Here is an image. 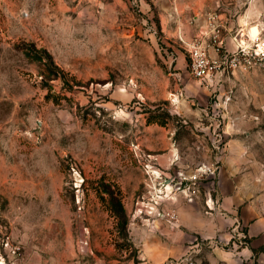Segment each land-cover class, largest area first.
<instances>
[{"label":"rangeland","instance_id":"obj_1","mask_svg":"<svg viewBox=\"0 0 264 264\" xmlns=\"http://www.w3.org/2000/svg\"><path fill=\"white\" fill-rule=\"evenodd\" d=\"M211 11L249 55L204 84L187 44ZM243 134L264 142V0H0V264H264L239 224L169 243L179 203L220 212Z\"/></svg>","mask_w":264,"mask_h":264},{"label":"crops","instance_id":"obj_2","mask_svg":"<svg viewBox=\"0 0 264 264\" xmlns=\"http://www.w3.org/2000/svg\"><path fill=\"white\" fill-rule=\"evenodd\" d=\"M251 11L252 9L248 14H251ZM242 123L239 125L240 128L244 127ZM241 133L245 132L241 130ZM263 143L261 136L253 134L236 135L229 140L224 162L223 155L221 158L217 200L220 212L206 215L200 203L194 205L179 203L176 206L179 226L176 230L169 231L172 235L170 244L179 248L181 252L191 248L187 247L189 242L195 249L194 241L198 237L211 240L214 244L217 237L229 239L231 234L227 231L239 224L241 228L247 227L249 238L252 240L251 249H246V252L251 254L254 250L262 251L264 260ZM229 255L225 254V259H232V255ZM219 261L223 264V252ZM237 263L236 260L235 264Z\"/></svg>","mask_w":264,"mask_h":264},{"label":"built area","instance_id":"obj_3","mask_svg":"<svg viewBox=\"0 0 264 264\" xmlns=\"http://www.w3.org/2000/svg\"><path fill=\"white\" fill-rule=\"evenodd\" d=\"M193 23L192 20L191 24ZM205 27V32L195 36L187 44L191 60L190 73L204 84H214L218 75L223 76L234 72L249 54L246 43L243 41L246 36L243 34L242 28H239L237 34L231 36L235 50L231 51L227 48L225 32L228 34L230 32L221 14L217 11H211L207 14ZM197 180V176L193 178L194 185ZM174 182L175 180L171 181V183ZM189 200L190 202L194 201L192 198ZM167 217L172 221L177 220L175 213H168Z\"/></svg>","mask_w":264,"mask_h":264},{"label":"trees","instance_id":"obj_4","mask_svg":"<svg viewBox=\"0 0 264 264\" xmlns=\"http://www.w3.org/2000/svg\"><path fill=\"white\" fill-rule=\"evenodd\" d=\"M29 55V54H27ZM42 71H43V75H44V81H45V85H48L50 81L56 80V79H63V76L60 74V72L57 71V67L53 66V63L50 61V63L48 64H43L42 65ZM71 88V87H70ZM72 89V88H71ZM159 123L161 126L165 125V121L163 122H158L156 120H150L149 123Z\"/></svg>","mask_w":264,"mask_h":264},{"label":"bare ground","instance_id":"obj_5","mask_svg":"<svg viewBox=\"0 0 264 264\" xmlns=\"http://www.w3.org/2000/svg\"><path fill=\"white\" fill-rule=\"evenodd\" d=\"M260 33V30L256 27L250 29V36L255 37Z\"/></svg>","mask_w":264,"mask_h":264}]
</instances>
